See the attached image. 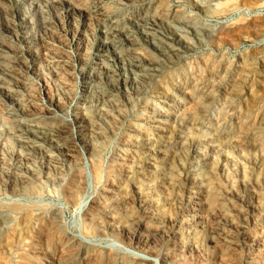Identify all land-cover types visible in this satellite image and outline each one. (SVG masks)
Returning a JSON list of instances; mask_svg holds the SVG:
<instances>
[{
    "label": "rangeland",
    "instance_id": "obj_1",
    "mask_svg": "<svg viewBox=\"0 0 264 264\" xmlns=\"http://www.w3.org/2000/svg\"><path fill=\"white\" fill-rule=\"evenodd\" d=\"M137 232L264 264V0H0V264H131Z\"/></svg>",
    "mask_w": 264,
    "mask_h": 264
},
{
    "label": "bare ground",
    "instance_id": "obj_2",
    "mask_svg": "<svg viewBox=\"0 0 264 264\" xmlns=\"http://www.w3.org/2000/svg\"><path fill=\"white\" fill-rule=\"evenodd\" d=\"M97 172V171H96ZM78 188V187H77ZM73 194V193H72ZM70 195L71 200L76 199L77 194ZM68 200V199H67ZM98 202V201H97ZM95 204V203H94ZM103 203H99L96 205H92V207L87 211L85 215V222H86V232H92L96 229L99 224V208L104 210ZM107 228H113V224L106 225ZM174 231V230H173ZM198 234V233H197ZM158 236V235H157ZM198 236L196 233H191L189 235V240L185 243L179 241V243L175 244L177 251L175 254L170 252H161L156 244L154 238L150 237L148 234L143 235L137 232L133 234V240L137 241L138 243L143 242V244L148 245L151 244V247H144L143 256L136 258L131 264H156L153 258L159 259V264H190L187 261L183 260L184 255L196 256L201 257L203 254V246L200 241H198ZM142 244V243H141ZM70 243H66L62 248L59 250L60 256V263L63 262H74L76 260L77 255L80 254V248L78 250L71 249ZM76 249V248H75ZM181 250V251H179ZM117 264V263H116Z\"/></svg>",
    "mask_w": 264,
    "mask_h": 264
}]
</instances>
